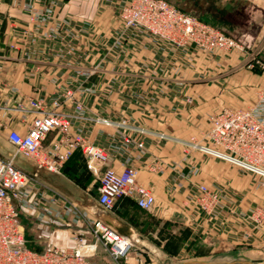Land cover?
I'll use <instances>...</instances> for the list:
<instances>
[{"label":"crops","instance_id":"0c3cea01","mask_svg":"<svg viewBox=\"0 0 264 264\" xmlns=\"http://www.w3.org/2000/svg\"><path fill=\"white\" fill-rule=\"evenodd\" d=\"M58 1L60 20L94 26V33L88 41H81L74 55L61 53V44L44 39L42 33L31 34L33 25L22 8L26 0H0V160H8L15 153L8 133L15 130L25 134L38 116L29 109L28 99H48L59 91L73 89L75 96L64 100L61 108L73 129L106 150L110 165L117 171L132 159L139 182L154 192L156 204L145 211L133 199L123 197L113 210L104 209L98 201V178L87 168L83 154L71 159L61 173L40 171L39 176L64 199L133 241L125 264H264V229L247 239L244 233L250 229L233 216L226 227L211 231L214 221L197 213L183 190L169 187L185 164L184 147L177 140L202 137L210 129V114L253 105L264 86V76L239 67L241 57L235 53L197 55L195 68H184L182 54L172 52L174 57L165 67L166 56L144 45H137L120 58L113 51L111 64L85 76L83 72L94 69L106 54L105 48L112 45L113 32L121 25L116 6L123 0H100V4L99 0ZM169 1L247 45H259L264 40V0ZM262 56L264 59V47ZM81 89H86L89 96ZM187 98L194 103H187ZM78 100L87 105L86 112L76 113ZM97 118L114 124L104 125ZM122 121L127 126H121ZM127 136L143 141L144 151L127 145ZM54 137L50 134L45 144ZM157 161L163 162L165 172L151 171ZM186 161L199 167L200 173L182 180L184 186L204 183L210 188L228 187L229 201L241 212L264 208V187L258 186V177L242 174L235 165L201 152H192ZM15 164L30 174L37 170L33 161L21 156ZM176 165L180 166L174 168ZM62 197L57 204L60 211L65 204ZM179 223L189 228V235L174 246ZM23 224L30 229L27 241L35 250L70 248L74 234L90 240L84 225L74 226L69 217L38 221L25 214ZM90 264L114 263L100 249Z\"/></svg>","mask_w":264,"mask_h":264},{"label":"built area","instance_id":"2783aa9c","mask_svg":"<svg viewBox=\"0 0 264 264\" xmlns=\"http://www.w3.org/2000/svg\"><path fill=\"white\" fill-rule=\"evenodd\" d=\"M58 6V0H26L22 8L33 25L31 34L42 33L44 39L61 44V53L74 55L81 41H88L94 33V26L60 20ZM116 10L121 25L113 32L114 41L105 48L106 54L97 66L91 72H83L85 76L94 75L111 64L113 51H117L118 58L125 57L137 45L154 48L166 56L165 67L174 57L170 55L172 52L182 54L184 68H195L197 55L212 57L216 53H235L241 57L239 67L264 70L262 49L257 45H247L169 0H123L117 4ZM81 92L89 96L86 89ZM75 93L73 89H67L48 99H28L29 109L38 116L31 121L25 134L15 130L8 133L7 140L15 148V153L8 160H0V264H90V259L100 248H104L114 264H125L133 249V241L104 221L91 217L88 211L64 199L40 179V171L61 173L76 151H81L87 168L98 178V201L104 209L113 210L117 200L123 197L133 199L145 211H151L156 204L154 192L139 182V172L132 159H128L123 170L117 171L110 165L111 158L106 150L73 129L69 116L61 108L64 100L73 98ZM186 102L193 104L194 100L187 98ZM87 109L85 103L75 101L76 113H84ZM207 120L210 129L201 140H177L184 147L182 163L185 164L178 170V178L169 184L170 190H183L193 209L214 221L211 231L226 227L235 216L250 229L244 236L251 239L255 232L264 229L263 207H251L241 212L237 204L229 201L228 187L210 188L204 183H192L186 187L181 181L200 173L199 167L189 165L186 160L192 152H201L235 165L242 174H253L258 177V186L264 187V86L258 90L257 100L250 107L224 108L219 113L210 114ZM96 121L107 126L114 124L108 119L97 118ZM120 125L127 126V123L122 121ZM50 134L55 137L46 145ZM125 142L139 150L145 149L143 141L127 136ZM19 156L35 163L37 170L34 174L16 166L15 160ZM150 169L163 173L165 165L157 161ZM61 197L65 203L63 211L57 208ZM25 214H31L38 221L69 217L74 226L84 225L90 240L74 234V245L70 248L52 246L35 250L25 236Z\"/></svg>","mask_w":264,"mask_h":264},{"label":"rangeland","instance_id":"374dc122","mask_svg":"<svg viewBox=\"0 0 264 264\" xmlns=\"http://www.w3.org/2000/svg\"><path fill=\"white\" fill-rule=\"evenodd\" d=\"M99 4H100V0H99ZM232 35H233V34H232ZM235 37H236V36H235ZM257 46H258L260 49H263V47H264V40H262L261 43H260L259 45L257 44ZM261 58H262V60H264V59H263V56H262V53H261ZM254 72H257V73L260 74L261 76H264V70H259V69H257L256 71L254 70ZM231 74H233V73L230 72V75H231ZM202 137H203V136H202ZM202 137H199V136H195V135H194V136L190 137L189 139L197 138L198 140H201ZM2 139H3V141H6L5 138H2ZM189 139H188V140H189ZM29 226H30V225H29ZM29 230H30L29 228L26 229V227H25V236H26V239H27V240H28V231H29ZM29 233H30V232H29ZM188 235H189V228L184 227L183 224L181 225V223H179L177 238L174 240L173 245H174V246H178V245H180V243H182ZM29 244H30V243H29ZM100 249L103 250V252H104L106 255H108V256L110 257V255L104 250V248H100ZM100 249L98 250L97 253H99ZM172 249H173V248H172ZM110 258H111V257H110Z\"/></svg>","mask_w":264,"mask_h":264},{"label":"trees","instance_id":"16d2710c","mask_svg":"<svg viewBox=\"0 0 264 264\" xmlns=\"http://www.w3.org/2000/svg\"><path fill=\"white\" fill-rule=\"evenodd\" d=\"M180 8V7H179ZM183 10V9H182ZM227 33V32H226ZM228 34H230V33H228ZM230 35H232V34H230ZM234 36V35H233ZM76 155H80L81 157H83L82 156V153H81V151H76L74 154H73V156L69 159V161L67 162V164L65 165V167L63 168V170H65L66 169V166L68 165V163L71 161V159H73ZM200 252V251H199ZM198 252V254H200Z\"/></svg>","mask_w":264,"mask_h":264}]
</instances>
